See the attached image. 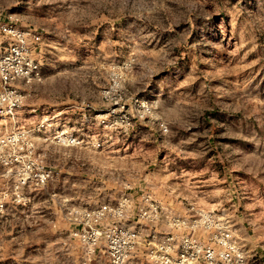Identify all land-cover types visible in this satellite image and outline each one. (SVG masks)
Returning <instances> with one entry per match:
<instances>
[{"label": "rangeland", "instance_id": "obj_1", "mask_svg": "<svg viewBox=\"0 0 264 264\" xmlns=\"http://www.w3.org/2000/svg\"><path fill=\"white\" fill-rule=\"evenodd\" d=\"M7 23L43 33L44 77L24 87L19 124L51 123L38 151L58 175L0 213V264H104V242L87 257L67 213L125 197L143 236L188 234L168 221L188 215L174 203L187 194L169 195L177 210L153 222L135 208L145 194L160 203L181 176L205 189L212 167L215 193L197 191L193 204L223 216L246 264H264V0H0ZM62 126L75 143L54 139ZM227 170L261 175L223 194L216 175Z\"/></svg>", "mask_w": 264, "mask_h": 264}, {"label": "built area", "instance_id": "obj_2", "mask_svg": "<svg viewBox=\"0 0 264 264\" xmlns=\"http://www.w3.org/2000/svg\"><path fill=\"white\" fill-rule=\"evenodd\" d=\"M5 42L0 43V213L23 206L31 190L46 186L57 175L55 167L41 162L39 133L51 125L47 119L32 127L19 124V109L26 99L24 87L43 80L41 61L43 33L37 28L2 24ZM54 139L61 145L75 143L62 126ZM132 198L94 207L73 206L68 210L70 234L78 238L89 258L104 242L108 261L104 264H139L138 251L146 247L150 264H246L230 225L215 210L196 204L188 206V215L171 216L174 226L193 230L188 234L154 233L143 236L127 223ZM143 204L135 208L139 219L153 222L163 206L145 194ZM126 220L121 222V220ZM108 222V224H106ZM208 234L204 242L195 230Z\"/></svg>", "mask_w": 264, "mask_h": 264}, {"label": "crops", "instance_id": "obj_3", "mask_svg": "<svg viewBox=\"0 0 264 264\" xmlns=\"http://www.w3.org/2000/svg\"><path fill=\"white\" fill-rule=\"evenodd\" d=\"M259 175H261V174H259V172H256V173H252V174L243 175L241 177V172H238V173H236L237 177L236 176L234 177L233 175L229 174L228 170L225 171L224 173H223V171H221V172L219 171L216 176L220 180L219 183L221 186L217 187V188L221 189L223 194H232L235 192L234 188L240 189V190L242 187L247 188V185L244 184V186H243L242 185L243 183L241 184V179H243L244 181L246 180L249 183H251L252 185H254V182H255L254 178L258 177ZM179 176H180V173H179ZM214 176H215V173H214V169L212 167L211 173L207 172L205 175V184L207 185L205 189L198 188V187H200V184H194V182L190 183V186H191L190 188L183 187L182 183H186V181L188 179H192V178H185V177L181 176L180 178H176L177 180L173 184L175 187L172 190L167 189L166 191H164V194H161V195L156 194L157 195L156 197L159 200L160 204L164 208H166L167 210H177V207L180 209V208H182L183 205H190V204L194 203V201H192L193 200L192 198H193V196L196 195L197 191H204L206 195L214 194L215 193L214 192L215 187H213L214 185H211V184H214V179H215ZM262 177H264V176H261L259 178H262ZM230 178H234V179L238 178L240 180V183H238V186L236 183L231 185L230 180H229ZM200 180H203V179H200ZM208 185H211V187ZM217 186H219V185H217ZM192 187H194V188H192ZM174 194L179 195V196L187 194V197L188 196L189 197H188V199H186V201H185V199L180 198V200H178V198H177V200H175L177 202H174V203L175 204L178 203V204L176 205L177 207H175V206H173L174 204H172V202H170L168 200V196L174 195ZM184 208L187 209V207H184Z\"/></svg>", "mask_w": 264, "mask_h": 264}]
</instances>
